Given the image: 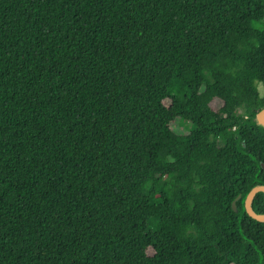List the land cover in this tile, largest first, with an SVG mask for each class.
<instances>
[{"label":"trees","instance_id":"1","mask_svg":"<svg viewBox=\"0 0 264 264\" xmlns=\"http://www.w3.org/2000/svg\"><path fill=\"white\" fill-rule=\"evenodd\" d=\"M260 84L264 0H0V264H264Z\"/></svg>","mask_w":264,"mask_h":264},{"label":"water","instance_id":"2","mask_svg":"<svg viewBox=\"0 0 264 264\" xmlns=\"http://www.w3.org/2000/svg\"><path fill=\"white\" fill-rule=\"evenodd\" d=\"M257 122L264 127V110H262L258 116H257ZM264 193V186H257L255 187L247 196L248 198H246L245 201V209L247 214L254 220L258 221V222H264V214H257L254 212L253 210V201L256 198V195L258 193ZM241 198H243L241 195H239V198H237L234 202H233V209L235 212H238V206L237 203L241 200Z\"/></svg>","mask_w":264,"mask_h":264},{"label":"rangeland","instance_id":"3","mask_svg":"<svg viewBox=\"0 0 264 264\" xmlns=\"http://www.w3.org/2000/svg\"><path fill=\"white\" fill-rule=\"evenodd\" d=\"M259 90H260L261 95L264 96V86L262 84L259 85Z\"/></svg>","mask_w":264,"mask_h":264}]
</instances>
